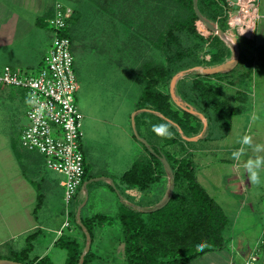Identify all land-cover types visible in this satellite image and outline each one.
<instances>
[{
    "label": "rangeland",
    "instance_id": "374dc122",
    "mask_svg": "<svg viewBox=\"0 0 264 264\" xmlns=\"http://www.w3.org/2000/svg\"><path fill=\"white\" fill-rule=\"evenodd\" d=\"M55 1L57 0H46L48 4L53 2L49 9L52 8ZM62 1L74 9L70 35L75 57L73 69L77 79L75 98L76 104L83 114L82 148L85 155V167H88V175L91 176V179L88 176L84 178L76 196L67 205L63 198L64 190L60 184L64 178L62 174L53 170L47 171L44 165L40 166V163L35 162L33 158L27 159L26 154H22L21 159H16L13 156L10 151L12 142L17 150L24 151L20 144V136L22 128L27 122V101L25 96L20 94V89L7 87L5 95H0V171L2 172H0V182L3 177L5 178V174L8 179L7 205L2 206L3 214L6 212L4 207L12 210L11 213H7V219L10 220L14 214H27L31 209L32 202H34L35 193L32 189L34 187L25 186L20 189L15 187L16 184H20L26 179L35 186L38 192L44 194L43 204L38 212H42V215L57 217L61 221L69 220L70 226L85 234V239H77L83 250L86 248L88 239H90L92 247L93 236L97 231L111 230L114 232L111 239L113 243L116 245L118 243L120 247L124 248V253L117 255V260L120 259L124 264H129L119 210L107 215L106 220H96L91 235L84 228L80 229L77 224L85 217L96 215L94 213L96 209L111 208L110 203L106 201L105 193L102 192V187L105 186L102 182L104 179V181L108 180L96 178L102 174L112 173L117 185L120 186L119 176L116 175L130 168L133 160L139 157H148V153L142 147L143 143L133 134L131 118L134 112L137 113V129L139 133H143L141 136L147 135L163 151L170 152L175 159L190 158L196 163V176L200 184V180L204 181L203 173L208 169L216 175H225L232 167V163L227 161L217 166L211 164L219 160V157L224 156L223 152L215 151L214 148L220 144V139L223 137L219 136H223L225 127L221 124L222 121L217 119L212 105L209 104L207 108L203 107L198 95V92L202 90V87H199L197 83L200 82L204 88L212 90L214 96L227 105L242 108L240 114L233 116L232 130L229 133L227 131L228 137L221 141V145L233 144L237 147L241 145L240 148L244 147V154L247 156L245 164L249 159L254 160L257 156L264 157V151L257 153L253 151L252 147L246 151L247 145H242L239 142L245 134H257L256 131L260 129L264 131L262 109L257 105V113L251 111L253 108L255 109L256 83L260 82L256 73L259 70H264V58L253 56L256 53H253L252 48L248 49L244 43V39L252 38L258 42L261 33L264 34V0H255L254 5H251L250 11L255 9L257 11L254 17V33L251 36H244L238 27L231 28L229 26V31L233 33L231 37L234 38L236 53L233 52L232 44L222 34L227 32L220 30L217 22L209 20L202 14L199 0H197L199 12L209 21L208 25L205 22L204 24L217 38L200 40L194 35L177 32L176 40L172 41L170 45L165 43L166 31L171 23L173 24V20L179 18L183 12L182 8L174 5L173 0ZM44 3L45 0H35V9ZM225 6L226 4H224V16L229 21ZM44 27L47 33L46 37L51 42L49 26L44 25ZM256 27L257 36H255ZM40 43L38 42V44ZM180 53L183 54L182 58ZM154 66L171 69V75L160 81L157 88L170 95L173 110L178 111L181 116L184 115V112L190 114L189 120L193 125L192 129L180 133L179 129L162 118L160 113L144 106L141 96L145 88V80L141 73ZM35 71L37 70L35 69ZM173 79L174 86L172 88ZM262 87L264 88V86ZM246 111L249 115L251 113V120ZM239 117L245 120L239 121L241 120L238 119ZM163 123H167L169 126L170 136H158L153 131V125ZM247 127L248 130H246ZM177 129L180 134L177 133ZM194 136L197 137V140L187 139V137ZM170 138H175L177 141H169ZM263 139L262 136L261 140ZM135 146L137 151H135ZM234 164L240 166L238 160H235ZM263 165L264 163L261 164V166ZM161 170L160 184L167 186V192L170 191L171 184H173L171 196L165 197L159 203V205L163 204L162 207L158 209L156 208L159 205L152 206V208L138 207V203L128 206L146 214L164 208L171 201L175 183L165 166ZM22 171L26 177H23L24 179L21 177L23 176ZM204 184L208 189L207 193L214 196L229 221L224 230V246L228 245L231 249L240 250L235 255V260L236 258L238 260L237 264H246L253 256L257 257V261L251 264H259L264 259V223L263 228L261 227V219L264 218V215L261 208L255 210L253 224L248 227L249 220L246 219L250 217L239 218L245 213L244 206L242 207L244 210H240V204H235L234 198L224 188L219 189L214 183L207 180ZM201 186L203 187L202 184ZM184 188L183 186V189H178L181 193L180 196L185 193ZM260 188H263L262 196H264V187L260 186ZM256 189L258 190L259 187L257 186ZM2 194H4L3 191ZM139 203L141 204V202ZM176 204H178V200ZM246 207L251 214L250 208L247 205ZM237 220L238 222H235ZM159 221V224L162 225L160 218ZM168 228L167 222L164 223L162 226L164 240H168L165 233ZM66 230L68 229L66 228ZM116 231L122 234L118 233L119 236H122L119 241L116 238L118 236L115 234ZM26 242L27 238L21 237L13 245H8L7 249L4 247L3 255L10 257L11 253L7 251L9 248L14 246L16 249H22ZM168 246L167 249L159 250L155 264L158 262L167 264L172 259L184 257L187 254L186 252L185 254L174 252L173 249L169 250ZM91 247L87 252H91L89 260L96 257L91 251ZM51 255L57 264L64 263L67 259L66 250L59 248H55Z\"/></svg>",
    "mask_w": 264,
    "mask_h": 264
},
{
    "label": "trees",
    "instance_id": "16d2710c",
    "mask_svg": "<svg viewBox=\"0 0 264 264\" xmlns=\"http://www.w3.org/2000/svg\"><path fill=\"white\" fill-rule=\"evenodd\" d=\"M173 1L174 5L180 9L182 8L181 11L183 12L179 18L173 20V24L171 23L166 31L165 43L167 45H170L172 41L176 40L177 32L194 35L200 38V40L216 37L212 35V31L196 14L193 0ZM225 3L226 0H199L202 14L209 20L217 22L220 30L229 32L228 20L224 16ZM53 7L54 4L43 16L37 18V24L43 26L48 25L46 20L53 14ZM73 18L74 15L70 20V25H72ZM70 27L64 31V34L71 38ZM206 34L208 36H205ZM244 43L248 49L252 48L253 53H256L253 56L264 58V44L256 43L254 38L244 39ZM242 55H244V52H242ZM180 57L182 58L183 54L180 53ZM141 75L145 80V88L141 96V100L145 104L144 106L149 110L160 113L164 119H168L169 122L178 129H182L183 132L192 129L193 125L189 120L190 114L184 112V115L181 116L178 111L173 110L170 103V95L163 93L157 88L160 81L165 80L171 75V69L163 66H154L145 69ZM197 83L199 87H202L198 95L203 107L207 108L209 104L210 106L212 105L217 119H220L222 121L221 124L225 127L224 134H222L225 136L231 128L233 116L240 114L242 108L240 106L227 105L224 101L214 96L212 90L204 88L200 82ZM178 129L177 133H179ZM145 138L149 141L151 147L148 148L143 145L145 151L148 153V157H139L129 169L122 173L119 177L120 186L137 188L141 191L149 189L152 184L161 179V168L164 167V164L160 156L164 155L174 171L173 182L175 183V190L171 201L158 211L144 214L140 210L127 204H121L119 219L125 234L126 255L129 264H155L159 250L162 248L167 249V245H169V250L173 249L174 252L187 253L186 256L174 258L167 264H186L207 251L222 248L225 241L224 230L229 221L220 205L199 183L194 161L190 158L175 159L170 152L163 151L158 144L154 143L148 137ZM169 141L176 142L177 140L170 138ZM15 151L18 159H21L22 154H26L27 159L31 160L33 158L35 162L40 163V166L44 165L43 157L37 153L29 152L25 149L24 151H20L16 147ZM88 171V167H85L82 183L87 176L91 179ZM101 176L107 177L106 174H102ZM108 178L112 179L115 184V187L109 184L111 188L118 192L120 189L116 181L112 177ZM183 186L185 187V193L183 196H180L181 193L178 189H183ZM43 200L44 194L37 191V204L34 213L38 212L42 207ZM177 200L178 204H176ZM107 218V215L96 214L92 217L83 218L80 223H83L84 230L91 235L95 221H102ZM159 218L161 219L162 225L159 224ZM166 222L169 225V228L165 231L168 240L162 238V226ZM80 223L77 226L83 229ZM38 233V230L30 233L26 237L27 242L22 249L15 250L9 248L7 251L11 253L10 257L4 256L3 250L0 249V259L5 258L25 264H57L53 262L49 255L42 258L30 257V252L34 247L33 241L38 236ZM55 245L67 252V259L63 264H78L83 249L76 238L63 235L57 240ZM90 254L91 252L85 255L84 264H87L89 261ZM156 264L163 263L158 262Z\"/></svg>",
    "mask_w": 264,
    "mask_h": 264
},
{
    "label": "crops",
    "instance_id": "0c3cea01",
    "mask_svg": "<svg viewBox=\"0 0 264 264\" xmlns=\"http://www.w3.org/2000/svg\"><path fill=\"white\" fill-rule=\"evenodd\" d=\"M52 3L48 4V2H46L45 0L44 4L40 5L35 9V0H0V70L6 64L12 65L16 68L19 67L23 70H33V71H35V69L38 70L42 66V60L46 51L48 50L50 40H48L46 37L47 33L45 31V27L43 25L37 24V18L43 16L47 11V9H49V7L52 5ZM258 14H259V6H258ZM261 34H262L261 38H259L258 42L256 41V43L258 44H264V34L263 33ZM255 36H257V27H256ZM38 42L41 43L38 44ZM256 76L260 82L256 83L255 92L257 93V95L255 96V104H254L255 109L253 108L251 111L257 113L256 107L257 105H259V108H261L263 111L262 117H264V88L262 87L264 86V70L263 69L259 70L256 73ZM6 89L7 87H0V95H5ZM10 94L12 95V92ZM20 94L25 96L21 90H20ZM246 114L249 115L248 112ZM238 119H241L239 121L245 120L242 117H239ZM249 119L250 120L252 119L251 113L249 115ZM232 127H233V122L228 133L232 130ZM246 130H248V127ZM256 132L257 134L251 133L253 144L264 145V139L261 140L262 136L264 138V131L260 129ZM141 134L143 133H140V135ZM227 135L223 136V138H221L220 140L221 141L225 140L228 137ZM144 136L148 137L147 135ZM221 141L220 144L216 145L214 149L215 151L223 152L222 154L224 156L219 157V160L212 162L211 164L217 166L229 161L230 163H232V167L228 170V172L225 175H221V174L216 175L208 169L202 175L204 181L200 179L199 180L203 185V187L206 189L207 187L204 184V182H206L207 180L208 182H212V184L214 183L217 188L219 189L224 188V190H227L230 196L234 198L235 204L236 203L240 204V210L242 209L243 206L244 209L246 208L244 215L239 216V218L246 219V217H250L246 219L249 220L248 227H250L253 224V214L257 208H261V210L263 211L262 214L264 215V196H262L263 188H260V186L264 187V165L261 166V170L259 172L261 183L259 185L252 184L249 180V174L246 168H244L245 160L247 159L246 154L242 155V158L238 160L240 166H236L234 164L235 160L232 158V152L238 150L241 145L239 147L233 144L221 145L222 143ZM10 148H11L10 151L13 154V156L16 159H18L15 151L14 142L11 143ZM136 149L137 148L135 146V151H137ZM250 149L251 147L247 146L246 151H249ZM134 161L135 160L132 161V164ZM242 161H244L243 166H242ZM210 167L211 165L209 166V168ZM122 173L116 176L120 177ZM22 175H23L21 176L22 178L23 177L26 178L25 175L23 174V171H22ZM113 175L114 174L112 173H107L106 174L107 177L105 176L100 177L103 179L106 178L108 180V181H104L105 179L103 180L102 184L105 186L102 187L103 189L102 192L105 193L107 197L106 201L110 203L111 208L107 210L96 209V211H94L95 214L111 215L115 213V211L120 210L121 204L123 203L127 205H133L134 203H138L137 204L138 207L152 208V206L159 205V203L162 202V200L165 197H167L168 189L167 186H164V184H160L161 179L158 182L152 184L149 189L145 190L146 192H141L137 188H125L124 186L121 187L119 185L118 186L120 190H118L117 192L113 190L109 185L111 183L108 177H112L115 180ZM24 180L25 181H21L22 183L16 184L15 187L18 189L25 188V186H27L28 188L31 186L34 187L32 188L33 192L35 193L33 196V201H34L32 202L33 205L31 209L28 210L27 214L17 213L14 214L9 220L7 219L8 216L7 213L8 214L11 213L12 210H8L7 207H4L6 210L4 214L2 210V206L7 205L6 192L8 190V179L6 174H5V178L3 177L1 179L0 249L2 250L4 247L7 249L8 245H13L21 237L25 238L30 233H33L38 230L39 233L36 239L33 241L34 247L33 250L30 252V257L42 258L46 255H49L53 260V262L57 263L56 261H54L51 255V252H53L55 248H59L55 245L57 240L63 235H69L79 240L85 239L86 238L85 234H83L82 231L81 232L76 231L73 228V226L70 225L63 226L65 221L64 220L61 221V219L57 217L42 215V212L34 213V209L37 204V189L31 182H29L28 180L27 182L26 179ZM107 183L109 184L107 185ZM257 186L259 187L258 190L256 189ZM2 191L4 192V194H2ZM206 191H208V189ZM209 195L214 198V196H212L210 193ZM139 202H141V204ZM246 205L250 208L251 214L247 211ZM238 220L235 222H238ZM263 223H264V218L261 219L262 228H263ZM66 228L68 230H66ZM59 231H61V233H59ZM118 233H119L118 231L115 232L116 235H118ZM113 235L114 232H112L111 230L101 229L100 231L96 232V234L93 236V242L91 247L92 248L91 251L96 255V257L89 260L87 264H124V262L120 261V259L117 260V255H121L122 252L124 253V248L122 246L120 247L118 243L117 245L113 243V241L111 240L113 238ZM119 235L122 234L119 233ZM119 235L116 237L118 241L122 239V236ZM12 248L15 250H19L14 248V246H12ZM239 251L240 250L237 248L231 249L230 246L225 245L222 248L207 251L199 255L198 257L193 258L186 264H237L238 260L237 258L235 260V255ZM60 257L61 255L59 256V258ZM259 264H264V259H262Z\"/></svg>",
    "mask_w": 264,
    "mask_h": 264
},
{
    "label": "built area",
    "instance_id": "2783aa9c",
    "mask_svg": "<svg viewBox=\"0 0 264 264\" xmlns=\"http://www.w3.org/2000/svg\"><path fill=\"white\" fill-rule=\"evenodd\" d=\"M255 0H226L231 28L247 29L250 9ZM252 5V6H251ZM256 10V9H255ZM248 14L242 22L237 18ZM74 15L71 5L57 0L53 14L47 18L51 42L42 66L37 70H23L6 64L0 70V87L20 89L27 101V122L20 136L21 146L43 157L46 170L57 171L64 176L61 185L63 198L68 205L76 196L85 174V155L82 148L83 114L76 104L77 79L73 69L72 41L64 31L68 29ZM255 17V16H254ZM255 26V22H254ZM244 36L250 32L241 31ZM65 220L63 226H69ZM61 233V231H59ZM257 261L251 257L246 264Z\"/></svg>",
    "mask_w": 264,
    "mask_h": 264
},
{
    "label": "clouds",
    "instance_id": "9594fccd",
    "mask_svg": "<svg viewBox=\"0 0 264 264\" xmlns=\"http://www.w3.org/2000/svg\"><path fill=\"white\" fill-rule=\"evenodd\" d=\"M153 131L158 136H170L169 126L167 125V123L153 125ZM239 142L242 145H247L249 147H252L253 151L257 153L264 151V145H260V144L253 145L252 136L249 134H245ZM244 152H245L244 147H241L240 149L232 152V158L234 160H239L241 156L244 154ZM262 163H264V157L257 156L256 159L254 160L249 159L245 164V168L249 174V180L254 185H259L261 183L259 172L261 170Z\"/></svg>",
    "mask_w": 264,
    "mask_h": 264
},
{
    "label": "water",
    "instance_id": "95a60500",
    "mask_svg": "<svg viewBox=\"0 0 264 264\" xmlns=\"http://www.w3.org/2000/svg\"><path fill=\"white\" fill-rule=\"evenodd\" d=\"M193 5H194V10H195L196 14L198 15V17H199L203 22H205V23L208 25V22H209V21H208L207 19H205V18L201 15V13L199 12V9H198V7H197V0H193ZM213 29H214V28H213ZM214 30H215V29H214ZM171 85H172V88H173V86H174V79L172 80ZM136 114H137V113L134 112V114L132 115V118H131L132 128H133V133H134L135 137H136L138 140H140V141H141L146 147L151 148V147H150V143H149V141H148L145 137L141 136L140 133H139V131H138V129H137V125H136ZM160 115H161V114H160ZM161 117L164 118L163 115H161ZM167 121H169V120L167 119ZM179 131H180V133H182V129H179ZM187 139H190V140H197V137H195V136H194V137H187ZM160 158H161V160H162L164 166H165L166 169L168 170L170 176H171L172 179H173L174 171H173V169H172V167H171V164L169 163V161L167 160V158H166L164 155H161ZM99 178H100V177H98V178H96V179H99ZM87 183H88V182H87ZM87 183H86V185H87ZM110 183L112 184V186L115 187V184H114L113 180L110 179ZM172 192H173V184H171L170 191L168 192V196H167L168 198H169V196H171ZM168 198H167V199H168ZM162 205H163V204L157 206L156 209L161 208ZM79 223H80V221H79ZM80 224H81V227L83 228V227H84L83 223H80ZM90 247H91V241H90V239H88V240H87V243H86V248H85V250H83L82 254L80 255V258H79L78 264H84L85 255H86L87 252L90 250ZM0 264H25V263L18 262V261H15V260H10V259L2 258V259H0Z\"/></svg>",
    "mask_w": 264,
    "mask_h": 264
},
{
    "label": "bare ground",
    "instance_id": "6f19581e",
    "mask_svg": "<svg viewBox=\"0 0 264 264\" xmlns=\"http://www.w3.org/2000/svg\"><path fill=\"white\" fill-rule=\"evenodd\" d=\"M249 0H245V3H247ZM257 11L254 10L250 13V19L247 21V24H248V28L247 29H241V31L243 32H250L253 27H254V16L256 15ZM248 17V14H245L243 17L241 18H237V21L238 22H242L244 21V19ZM224 38L230 42L233 46V52L236 53V46L234 45V38L231 37V34L233 35V33L231 31L227 32L226 34L222 33Z\"/></svg>",
    "mask_w": 264,
    "mask_h": 264
}]
</instances>
